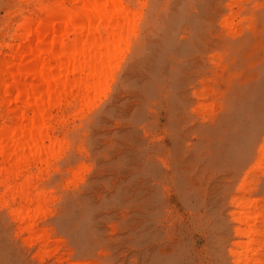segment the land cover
<instances>
[{"label": "rangeland", "instance_id": "rangeland-1", "mask_svg": "<svg viewBox=\"0 0 264 264\" xmlns=\"http://www.w3.org/2000/svg\"><path fill=\"white\" fill-rule=\"evenodd\" d=\"M54 1L0 0V55ZM123 1L99 91L50 109L40 157L0 156V264H264L257 105L237 98L264 96V0Z\"/></svg>", "mask_w": 264, "mask_h": 264}, {"label": "bare ground", "instance_id": "bare-ground-1", "mask_svg": "<svg viewBox=\"0 0 264 264\" xmlns=\"http://www.w3.org/2000/svg\"><path fill=\"white\" fill-rule=\"evenodd\" d=\"M40 12L36 22L25 19L21 41L0 55V101L6 105V115L17 120L15 127L0 129V156L13 167H23L26 150L35 158L41 156L50 109L61 97L78 90L91 99L99 91L133 22L123 0L42 2ZM262 154L264 145L259 149ZM13 214L20 217L18 210Z\"/></svg>", "mask_w": 264, "mask_h": 264}, {"label": "crops", "instance_id": "crops-1", "mask_svg": "<svg viewBox=\"0 0 264 264\" xmlns=\"http://www.w3.org/2000/svg\"><path fill=\"white\" fill-rule=\"evenodd\" d=\"M240 91L241 92L243 91L242 85H241ZM238 93H237V98L240 101L244 100V102L248 105V107L250 104L251 105L252 104L257 105L255 113L252 114V111L247 112V114L250 115V117H253V116L256 117V119H255V122H256L255 131L258 134L256 142L253 145L254 151L252 152V157L250 158V160L245 165L242 166V167H251L252 164H254V162H256V160L259 156V149H260L261 145L264 144V96H261V94H257V97L252 98L253 94L251 92L250 93L244 92L243 96L244 97L248 96V98L243 99L244 98V97H242L243 92L241 93L240 98H239ZM248 147L252 148V143L250 144V142H249Z\"/></svg>", "mask_w": 264, "mask_h": 264}]
</instances>
